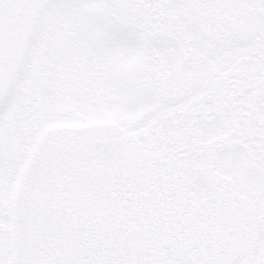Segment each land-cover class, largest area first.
Wrapping results in <instances>:
<instances>
[{
	"label": "snow or ice",
	"instance_id": "snow-or-ice-1",
	"mask_svg": "<svg viewBox=\"0 0 264 264\" xmlns=\"http://www.w3.org/2000/svg\"><path fill=\"white\" fill-rule=\"evenodd\" d=\"M0 264H264V0H0Z\"/></svg>",
	"mask_w": 264,
	"mask_h": 264
}]
</instances>
